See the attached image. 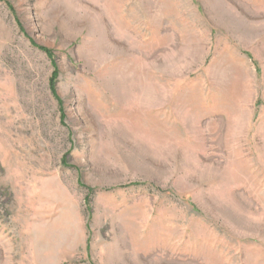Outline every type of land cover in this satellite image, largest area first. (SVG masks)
<instances>
[{
	"label": "rangeland",
	"instance_id": "1",
	"mask_svg": "<svg viewBox=\"0 0 264 264\" xmlns=\"http://www.w3.org/2000/svg\"><path fill=\"white\" fill-rule=\"evenodd\" d=\"M0 264H264V0H0Z\"/></svg>",
	"mask_w": 264,
	"mask_h": 264
}]
</instances>
